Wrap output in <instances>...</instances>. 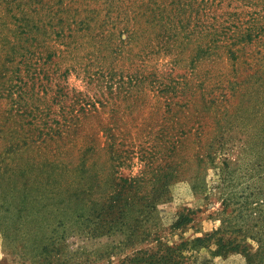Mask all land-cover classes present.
<instances>
[{
    "label": "trees",
    "instance_id": "1",
    "mask_svg": "<svg viewBox=\"0 0 264 264\" xmlns=\"http://www.w3.org/2000/svg\"><path fill=\"white\" fill-rule=\"evenodd\" d=\"M71 69L88 97L67 89ZM134 159L138 173L121 175ZM208 169L218 227L182 237L184 209L168 243L157 207L182 177L204 194ZM263 201L264 0H0V236L31 263L57 264L65 225L88 220L112 264H188L200 252L264 264Z\"/></svg>",
    "mask_w": 264,
    "mask_h": 264
},
{
    "label": "rangeland",
    "instance_id": "2",
    "mask_svg": "<svg viewBox=\"0 0 264 264\" xmlns=\"http://www.w3.org/2000/svg\"><path fill=\"white\" fill-rule=\"evenodd\" d=\"M87 43L85 49L79 50L78 55L83 56L87 55L88 57V39L84 41ZM168 61V59H166ZM150 62H155V65L158 69L166 64L164 59L151 60ZM182 63L179 62L177 71L187 74L186 70H182ZM169 66V65H168ZM180 73V74H182ZM85 74L81 70L72 69L65 76L64 84L68 90H74L75 92H81L83 95L88 97V86L84 83ZM93 92V90H92ZM88 122V118L86 119ZM79 135H88V129L80 130ZM76 157V152H73L72 158ZM227 160L229 161L230 167L233 163L238 162V154L235 150L227 154ZM240 158V157H239ZM232 163V164H231ZM139 166L137 160L134 159L131 163L129 169H121L120 173L123 176L132 177L138 173ZM250 172V173H248ZM250 176H253L256 173L253 171H247ZM240 172H238L239 175ZM206 190L204 194L194 193L189 188V185L185 177L178 179L169 187V200L168 202L161 204L157 207L158 217L161 227V232L164 240L168 243L172 241H177V236L180 235V231L174 232L173 235L169 234V226L174 221L176 216L182 212L184 209H189L192 212L191 217L193 219L192 223L189 224L184 232L182 237L188 238L192 236H198V232H210L218 227V220L221 215L220 212L223 209V204L221 203L222 197H219L217 190L213 189L215 186V172L211 169H208L204 173ZM258 187L262 188V180L258 179ZM251 185L250 180L243 178L238 181L236 185L232 188V192L235 193L231 200L227 203L224 213H230V217H234L238 214L237 209L238 204H240L241 199H238V193L242 189L243 193L249 192V187ZM253 186V185H252ZM216 187V186H215ZM205 195V196H204ZM87 202V199L85 200ZM264 202V201H263ZM264 208V205H263ZM243 213V211H241ZM224 215V214H223ZM12 220H14V215H10ZM225 217V216H224ZM82 229V231H81ZM61 229H58L60 231ZM64 237L66 244L63 248L57 264H112L116 261L117 256H107L106 245L109 241L106 237L91 239L88 238V220L81 222V228L75 221H71L65 225ZM0 264H33L28 260L27 253L24 254L19 248V243L15 240V243L12 240L3 241L0 236ZM54 264V263H52ZM188 264H244L243 258L238 254H232L226 258L220 257H210L205 252H200L194 254L193 260Z\"/></svg>",
    "mask_w": 264,
    "mask_h": 264
}]
</instances>
